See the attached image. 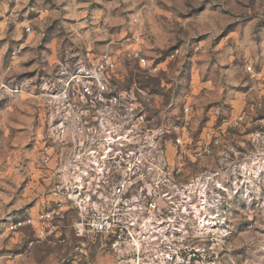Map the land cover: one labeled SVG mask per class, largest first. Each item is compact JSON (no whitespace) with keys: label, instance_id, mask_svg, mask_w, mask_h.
Returning a JSON list of instances; mask_svg holds the SVG:
<instances>
[{"label":"rangeland","instance_id":"rangeland-1","mask_svg":"<svg viewBox=\"0 0 264 264\" xmlns=\"http://www.w3.org/2000/svg\"><path fill=\"white\" fill-rule=\"evenodd\" d=\"M134 32L158 70L124 55ZM104 52L118 56L123 85L153 94L154 115L164 109L168 118L191 101L198 131L221 134L245 112L246 123L228 136L229 159L216 153L211 162L229 168V195L194 264H264V0H0V264H116L99 238L74 234V212L61 223L66 242L7 229L47 198L38 149L48 87ZM203 169L197 162L187 174Z\"/></svg>","mask_w":264,"mask_h":264},{"label":"built area","instance_id":"built-area-1","mask_svg":"<svg viewBox=\"0 0 264 264\" xmlns=\"http://www.w3.org/2000/svg\"><path fill=\"white\" fill-rule=\"evenodd\" d=\"M125 45L129 60L159 69L138 32ZM119 70L118 56L104 52L53 79L38 149L47 198L7 229L29 227L66 242L61 223L74 212V234L83 242L99 238L116 264H194L222 224L229 195V168L211 162L216 153L229 159L228 136L247 116L237 115L221 134L199 132L193 102L168 118L164 109L154 115L153 94L136 82L123 85ZM197 162L203 171L188 175Z\"/></svg>","mask_w":264,"mask_h":264}]
</instances>
